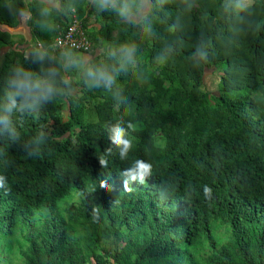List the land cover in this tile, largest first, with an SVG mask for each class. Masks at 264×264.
<instances>
[{"label":"trees","instance_id":"trees-1","mask_svg":"<svg viewBox=\"0 0 264 264\" xmlns=\"http://www.w3.org/2000/svg\"><path fill=\"white\" fill-rule=\"evenodd\" d=\"M22 11L32 44L74 14L104 51L75 70L0 26V264H264V0H0V24Z\"/></svg>","mask_w":264,"mask_h":264},{"label":"clouds","instance_id":"clouds-1","mask_svg":"<svg viewBox=\"0 0 264 264\" xmlns=\"http://www.w3.org/2000/svg\"><path fill=\"white\" fill-rule=\"evenodd\" d=\"M27 12H29V11H27ZM30 18H31V13H30ZM74 20H76L77 22L80 23V25H81V27L83 29V32L85 34V37H86V39L89 42L88 48H83V47L74 48V47H70L69 44L65 43L64 36L67 33V31H68L69 25L72 22H74ZM65 22H66V24H65ZM0 26L7 27L8 29L13 28V27H11L9 25H6V24H0ZM28 26H29V24H28ZM30 35L32 36V34H30ZM31 36L29 37V40H27L29 42L28 43H27V41L25 42V46L28 48V51L29 50H36L40 55L42 54L41 51H46V49H50L51 52H63V51H66V52L69 51L70 52L72 50H75V51L83 50V52L86 53V54L94 53L93 50H97L98 49V48L97 49L93 48V46H92L93 44H92L91 40L89 39L82 22L74 14L71 17L68 16V18L64 20V23L62 25L61 24H57V33L54 36L53 40L47 46L44 45L39 40H36L32 44V42L30 41L31 40ZM0 56H2L1 52H0ZM41 57H45V56L42 54ZM61 61H64V60L62 59ZM45 76H46V74H45ZM101 78L104 79L105 82L108 85H110L112 83V79L113 78L110 77V76H106L104 74H101ZM37 87H39V85H37ZM49 91H50V89H49ZM13 107H16L15 100L11 101L10 106L8 108V111H11V108H13ZM111 132H112V136H111L112 142L115 145H117V146H119L121 148V155L123 156L129 150V148L131 147V141L126 138V133H125L124 128L120 127L119 125L113 127L111 129ZM150 167H151V165L145 164V163H142V162L138 161L137 162V169L134 170L133 172L129 173L130 178L131 179L139 178L141 181H143V178L149 172ZM204 191H205V195L207 196L211 192V189L208 188L205 185Z\"/></svg>","mask_w":264,"mask_h":264},{"label":"crops","instance_id":"crops-1","mask_svg":"<svg viewBox=\"0 0 264 264\" xmlns=\"http://www.w3.org/2000/svg\"><path fill=\"white\" fill-rule=\"evenodd\" d=\"M42 2H44L47 6L50 7H57L59 6V0H41ZM94 1V0H93ZM110 0H102L103 3H109ZM89 8H91V6H89ZM124 8H122L123 11ZM91 10L87 9L86 10V16L87 19L89 17H92L91 15ZM30 19V12L27 11H22L21 14L18 17V24L15 25L13 28H4L1 26L2 30L7 31L11 34H13L16 38H21V42L22 41H27L29 40L30 37V28L28 26V22ZM91 22H88V24ZM57 25V24H56ZM90 25V24H89ZM94 30V32L96 33V35L98 36V41H99V47L102 46H106L107 45V40L106 37H104V35L102 34V30L99 28H96V26L94 28H92ZM25 42L22 43V47L25 45ZM101 49L104 51L103 48H98L97 50H93V52H95V54L91 53V54H86V53H75V52H69V53H73L74 55H77L78 57H66L65 59H63V57L60 55V52H51L50 57H54V58H59L60 61L63 59L64 61H62V63H64V66L67 65V63L69 64L71 62V66H74L75 70L77 69H83L86 67V65H89V63L92 61V59L94 57H99V56H103V54L100 53ZM104 53V52H103ZM95 58V59H97ZM64 71V80H69L70 78H72V74H70V69L68 71L67 70H63ZM69 72V74L67 73ZM47 75V72H44ZM45 76V77H46Z\"/></svg>","mask_w":264,"mask_h":264},{"label":"built area","instance_id":"built-area-1","mask_svg":"<svg viewBox=\"0 0 264 264\" xmlns=\"http://www.w3.org/2000/svg\"><path fill=\"white\" fill-rule=\"evenodd\" d=\"M64 40L66 44H69L70 47L74 48H88L89 42L85 37L83 29L79 22L74 20L69 27L68 31L64 36Z\"/></svg>","mask_w":264,"mask_h":264},{"label":"rangeland","instance_id":"rangeland-1","mask_svg":"<svg viewBox=\"0 0 264 264\" xmlns=\"http://www.w3.org/2000/svg\"><path fill=\"white\" fill-rule=\"evenodd\" d=\"M242 4H248L249 2H251V0H240ZM4 28H7V27H4ZM7 50H5L4 48L1 49V53H2V57H5L4 56V52H6ZM62 56H65V57H78L77 55H74L73 53H69V52H66V51H63V52H60ZM1 57V56H0ZM216 79V75H208L206 78H205V82H207V86H206V89L207 90H213L215 89V86H214V81Z\"/></svg>","mask_w":264,"mask_h":264}]
</instances>
